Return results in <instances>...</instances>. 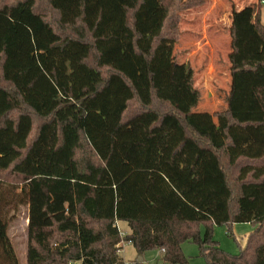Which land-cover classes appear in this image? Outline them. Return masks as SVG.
Wrapping results in <instances>:
<instances>
[{
    "label": "trees",
    "instance_id": "1",
    "mask_svg": "<svg viewBox=\"0 0 264 264\" xmlns=\"http://www.w3.org/2000/svg\"><path fill=\"white\" fill-rule=\"evenodd\" d=\"M202 3L0 8V264H19L7 234L12 205L27 206L26 264H124L117 220L137 252L159 249L170 264H189L185 241L206 264H264L260 0L233 16L227 109L213 114L193 112L192 71L163 49L178 39L177 12ZM232 223L254 226L237 254L212 236L213 225Z\"/></svg>",
    "mask_w": 264,
    "mask_h": 264
},
{
    "label": "rangeland",
    "instance_id": "2",
    "mask_svg": "<svg viewBox=\"0 0 264 264\" xmlns=\"http://www.w3.org/2000/svg\"><path fill=\"white\" fill-rule=\"evenodd\" d=\"M17 1L0 0V8ZM258 4V0H204V3L198 6L184 7L177 12L179 15L177 19L178 39L172 44H167L163 49L166 53L169 52L172 63L185 69L189 67L192 71L193 85L200 93L199 103L193 112L213 114L227 109V96L231 84L228 54L231 51L230 26L232 19L234 15L244 13L248 9L256 12ZM36 8L44 15L49 16L50 21L56 27L55 16L47 11L43 2L37 1ZM260 15L261 21H264V3H260ZM170 18L173 20L174 16ZM171 22L168 21L169 29L166 30L168 34L172 33L174 29ZM57 31L62 34L69 33L68 30L63 33L58 27ZM33 119L35 128L40 119L35 115ZM213 119L215 122L217 121L216 117ZM1 179L5 180L4 185H8L9 189L16 193L19 191V186L15 188L9 183L11 177L2 174ZM230 183L234 186L232 179H230ZM27 215L26 205H17L16 208L12 205L7 214V234L19 259V264H25L26 259ZM119 226L121 230L129 231L125 222L119 221ZM229 226L230 229H228ZM253 228L254 226L250 223L213 225L212 236L221 249L231 254H237L241 246L245 244L247 234ZM204 230V225L199 224L201 235ZM181 248L183 254L188 258L189 264H206L195 243L185 241ZM123 249L121 253H118V257L123 261L135 262L138 253L135 247L126 243ZM142 255V264H170L162 260L163 253L159 249L144 251Z\"/></svg>",
    "mask_w": 264,
    "mask_h": 264
},
{
    "label": "built area",
    "instance_id": "3",
    "mask_svg": "<svg viewBox=\"0 0 264 264\" xmlns=\"http://www.w3.org/2000/svg\"><path fill=\"white\" fill-rule=\"evenodd\" d=\"M260 3L263 4L264 3V0H260ZM115 225H116V227L118 229V233H119V236H120V241L118 243H116V245H115V247H116V253L118 255V253H121L124 250L123 248H124V245L126 243H129L131 245H132V243H131L130 240H125L124 239V237L127 235L128 232L123 231V230L120 229L118 220L115 221ZM123 262H124V264H137L136 261L135 262H133V261L132 262H130V261H123Z\"/></svg>",
    "mask_w": 264,
    "mask_h": 264
},
{
    "label": "water",
    "instance_id": "4",
    "mask_svg": "<svg viewBox=\"0 0 264 264\" xmlns=\"http://www.w3.org/2000/svg\"><path fill=\"white\" fill-rule=\"evenodd\" d=\"M135 261H136L137 263H142V262H143V255H142L141 252H138V253H137V256H136V258H135Z\"/></svg>",
    "mask_w": 264,
    "mask_h": 264
},
{
    "label": "crops",
    "instance_id": "5",
    "mask_svg": "<svg viewBox=\"0 0 264 264\" xmlns=\"http://www.w3.org/2000/svg\"><path fill=\"white\" fill-rule=\"evenodd\" d=\"M262 22H264V21H262ZM119 222V221H118ZM25 256H26V252H25ZM25 264H26V259H25Z\"/></svg>",
    "mask_w": 264,
    "mask_h": 264
}]
</instances>
